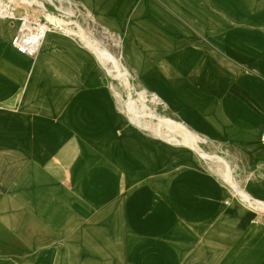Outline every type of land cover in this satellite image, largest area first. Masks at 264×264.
<instances>
[{
    "label": "crops",
    "instance_id": "crops-1",
    "mask_svg": "<svg viewBox=\"0 0 264 264\" xmlns=\"http://www.w3.org/2000/svg\"><path fill=\"white\" fill-rule=\"evenodd\" d=\"M42 1L197 147L136 125L79 37L29 56L0 18V264H264V0Z\"/></svg>",
    "mask_w": 264,
    "mask_h": 264
},
{
    "label": "bare ground",
    "instance_id": "bare-ground-1",
    "mask_svg": "<svg viewBox=\"0 0 264 264\" xmlns=\"http://www.w3.org/2000/svg\"><path fill=\"white\" fill-rule=\"evenodd\" d=\"M9 4H6L4 0H0V18L9 19L17 21L20 26L19 17L15 11V6L13 5L14 0H8ZM35 1V0H34ZM33 0H18V4L25 9H29L34 6ZM37 1V0H36ZM36 16L41 18H46L48 22L52 25H55L60 28L62 34L69 37H79L100 59L104 67L107 69L109 75L111 76L113 82V88L116 93V97L125 111L131 116L132 121L143 128H150V123L153 119L159 120V126L156 127L155 132L159 135L162 134V129L160 126L165 124L168 127V132L171 134H182L183 142L189 146L197 147L198 137L194 136L192 133L186 132L181 125L178 123L163 119L161 116L157 115L156 109L153 110V107H158L160 104V99L154 94H150L145 89H138L136 86L131 84L129 78V73L123 69L119 60L114 57L107 49L103 47L105 40L109 37L107 35L102 36V38L96 39L91 36L90 33H87L81 26L72 29V23L69 20H65L59 16L52 15L46 7L43 8V12L40 11ZM75 24V22H74ZM50 31L47 35H50ZM47 37V36H46ZM132 88L137 96L134 98L129 94L127 99H123V90L124 86ZM153 105V106H152ZM172 139H174L172 137ZM204 157L207 155L202 153Z\"/></svg>",
    "mask_w": 264,
    "mask_h": 264
},
{
    "label": "built area",
    "instance_id": "built-area-1",
    "mask_svg": "<svg viewBox=\"0 0 264 264\" xmlns=\"http://www.w3.org/2000/svg\"><path fill=\"white\" fill-rule=\"evenodd\" d=\"M19 20L20 26L12 44L18 52L25 55H38L47 33L50 31L61 32L59 27L50 24L45 17L41 18L33 13H24L19 17ZM261 142L264 145V130L261 135Z\"/></svg>",
    "mask_w": 264,
    "mask_h": 264
},
{
    "label": "rangeland",
    "instance_id": "rangeland-1",
    "mask_svg": "<svg viewBox=\"0 0 264 264\" xmlns=\"http://www.w3.org/2000/svg\"><path fill=\"white\" fill-rule=\"evenodd\" d=\"M6 4H9V1L8 0H4ZM34 1V0H33ZM13 5L15 6V11L18 15V17H21L22 14L24 13H29V14H34L36 15V13L38 14V12L42 11L43 12V8L46 7V9L52 14V15H55V16H59L61 18H64L65 20H69L72 25H71V28L72 29H76V27H79L81 26L84 30L87 31V33H90L92 37L96 38V39H101L102 36L104 35H107L109 38L105 40V43L103 44V47L105 45L107 46H113L114 48V51L116 49V44L118 42L117 38H114L111 34H108L106 32H102L96 28H94L90 23L86 24H83V22H81V19L79 18V15L74 12L72 9L70 8H65V7H62V6H59L58 8L56 9H51L49 8L48 6H46L44 4V2L42 0H35L34 1V6L33 7H30L29 9H25L23 8L22 6H20L18 4V0H14L13 1ZM89 19L86 18V22H88ZM75 22V24H74ZM132 84V82H131ZM110 85L113 89V82H112V79L110 78ZM124 90H123V99H127L129 94H131L130 96H133L134 98H136L137 96L135 95V92L132 88H129L127 87L126 85L124 86ZM115 98L117 99V97L115 96ZM153 106V105H152ZM156 109V112L157 115H162V111L160 110V107H153V110ZM159 121L155 123V127H158L159 126ZM161 127V126H160Z\"/></svg>",
    "mask_w": 264,
    "mask_h": 264
}]
</instances>
